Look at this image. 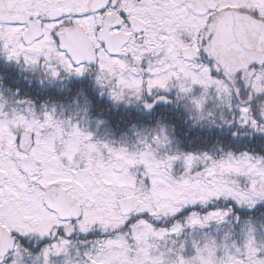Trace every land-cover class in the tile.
<instances>
[{
	"label": "snow or ice",
	"instance_id": "6c2138e0",
	"mask_svg": "<svg viewBox=\"0 0 264 264\" xmlns=\"http://www.w3.org/2000/svg\"><path fill=\"white\" fill-rule=\"evenodd\" d=\"M0 264H264V0H0Z\"/></svg>",
	"mask_w": 264,
	"mask_h": 264
}]
</instances>
